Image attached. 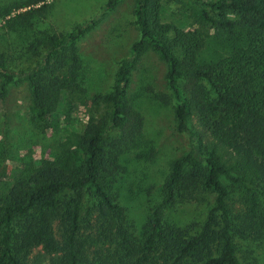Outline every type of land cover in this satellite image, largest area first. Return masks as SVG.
I'll list each match as a JSON object with an SVG mask.
<instances>
[{"label":"trees","instance_id":"trees-1","mask_svg":"<svg viewBox=\"0 0 264 264\" xmlns=\"http://www.w3.org/2000/svg\"><path fill=\"white\" fill-rule=\"evenodd\" d=\"M32 1L0 8V16L11 23L40 15L44 5L7 17L11 8L29 6ZM118 1L107 0L103 8L111 9ZM176 1H135L140 38L132 50L136 54L151 46L159 53L167 63L178 129H187L194 117L208 143L174 159L162 199L151 207L143 231L137 234L113 189L121 169L119 157L139 144L143 120L126 98L134 57L122 59L112 91L96 95L109 106L106 117L87 122L70 144L59 140L52 161L39 163L11 186H0V264H37L26 263L28 246L36 244L49 254L62 252L53 232L55 221L64 228L65 252L46 264H254L238 259L235 240L264 238V206L260 205L264 199V0H189L199 7L196 19L165 20L163 3ZM207 26L230 40V53L216 61L199 60L209 36ZM86 28L80 23L65 33L47 34L42 61L29 71L34 108L42 121L55 111L62 81L58 71L66 66V55L77 64L75 40ZM1 73L7 79L0 87V98L18 74L0 55ZM180 78L190 82L188 94ZM161 98L167 101L165 95ZM109 127L118 130L111 141L106 137ZM154 154L149 152L148 159ZM222 177L245 190L248 205L236 215L229 211V190ZM197 188L215 193V204L201 229L191 232L166 223L164 209L178 196L195 200ZM86 195L107 224L105 235L116 244L110 252L91 256L87 239L77 236ZM16 218L24 223L21 236L14 230Z\"/></svg>","mask_w":264,"mask_h":264},{"label":"rangeland","instance_id":"rangeland-1","mask_svg":"<svg viewBox=\"0 0 264 264\" xmlns=\"http://www.w3.org/2000/svg\"><path fill=\"white\" fill-rule=\"evenodd\" d=\"M27 1L0 0V8ZM135 1L119 0L113 8L104 9L107 0H34L29 6L11 8L7 17L44 5L40 15L31 14L24 21L18 19L11 23L0 16V55L6 65L18 73L7 83V93L0 98V186H11L17 177L32 172L39 163L52 161L59 140L70 144L87 122L106 117L109 106L98 101L96 95L112 91L120 61L132 56L126 98L130 107L142 116V131L139 144L121 153V169L113 189L117 201L126 208V214L134 223L136 233L141 234L151 207L162 199L171 163L188 155L195 146L207 144L209 138L194 117L190 118L187 129H178L174 115L176 100L167 85V63L159 53L151 46L133 53L132 46L140 38L135 23ZM163 4L161 13L165 20L182 17L191 21L198 16L199 7L192 1ZM214 16L217 17L216 11ZM80 23L87 28L75 40L78 62L74 65L70 57L65 56L66 66L58 71L62 81L57 88L55 111L46 122L42 121L34 108L29 71L42 61L47 34L65 33ZM207 28L209 36L199 60L216 61L227 56L230 40L219 30ZM6 79L7 74L1 73L0 87ZM179 83L188 94L190 82L180 78ZM117 134V128L109 127L107 140H113ZM151 151L155 152L154 157L148 159ZM221 180L229 190V211L236 215L248 205L245 190L226 177ZM194 194L196 199L192 201L178 196L164 209V221L188 227L191 232L199 231L215 204V193L197 188ZM260 201L264 206V199ZM93 203L91 196L84 197L77 232V236L87 239L91 256L97 251L110 252L116 248L113 240L105 235L107 224H103ZM14 225L15 232L22 234V220L16 218ZM53 228L62 252L49 254L40 244L28 246L26 263L46 264L51 257L65 252L64 228L57 221ZM235 243L241 262L264 264V238L260 241L236 239Z\"/></svg>","mask_w":264,"mask_h":264}]
</instances>
